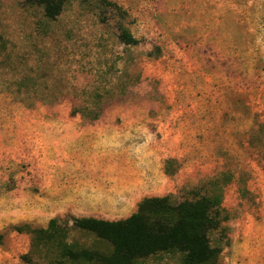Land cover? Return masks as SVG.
Masks as SVG:
<instances>
[{"label":"rangeland","instance_id":"1","mask_svg":"<svg viewBox=\"0 0 264 264\" xmlns=\"http://www.w3.org/2000/svg\"><path fill=\"white\" fill-rule=\"evenodd\" d=\"M108 1L124 17L103 0H66L54 20L0 0V264H47L22 259L26 224L125 219L212 182L227 215L216 264H264V0ZM120 22L139 44L120 41Z\"/></svg>","mask_w":264,"mask_h":264},{"label":"trees","instance_id":"2","mask_svg":"<svg viewBox=\"0 0 264 264\" xmlns=\"http://www.w3.org/2000/svg\"><path fill=\"white\" fill-rule=\"evenodd\" d=\"M45 16L56 19L66 0H35ZM108 10L125 11L115 2L103 0ZM120 41L136 45L140 40L123 22L118 24ZM264 124V123H263ZM214 191L181 202L170 196L144 198L138 210L125 219L108 220L93 216H57L47 227L26 224L18 228L31 237V247L22 259L28 263L47 264H142L165 252H180L181 264H216L220 248L214 246L211 233L227 219L223 194L217 183ZM72 222V224H71ZM73 230L93 234L109 250L86 246L72 240ZM4 236L0 234V244Z\"/></svg>","mask_w":264,"mask_h":264}]
</instances>
